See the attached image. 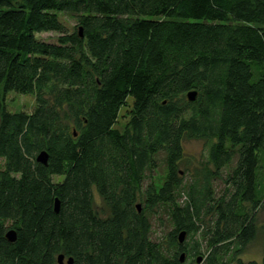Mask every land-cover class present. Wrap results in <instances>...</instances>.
I'll return each instance as SVG.
<instances>
[{
	"label": "trees",
	"instance_id": "16d2710c",
	"mask_svg": "<svg viewBox=\"0 0 264 264\" xmlns=\"http://www.w3.org/2000/svg\"><path fill=\"white\" fill-rule=\"evenodd\" d=\"M261 209L264 0H0V264H256Z\"/></svg>",
	"mask_w": 264,
	"mask_h": 264
},
{
	"label": "rangeland",
	"instance_id": "374dc122",
	"mask_svg": "<svg viewBox=\"0 0 264 264\" xmlns=\"http://www.w3.org/2000/svg\"><path fill=\"white\" fill-rule=\"evenodd\" d=\"M67 31H72L76 24L73 16L64 14L60 16ZM58 33L55 32H41L36 34L40 39L47 41H55ZM5 105L9 111H26L32 110L34 105V98L30 94H19L10 92L6 95ZM133 108V101L128 98L127 105L121 107L116 122V127L122 129L130 118L131 110ZM183 148L185 159L191 162L192 166L198 164L205 154L204 142L201 139H190L183 141ZM93 208L98 213L104 215L108 212L109 208L102 198L93 190ZM201 257V255L199 254ZM240 259L247 263L254 261L256 264H264V210L261 209L257 212L256 216V236L254 240L246 247L240 254ZM202 258V257H201ZM197 264H203L201 259Z\"/></svg>",
	"mask_w": 264,
	"mask_h": 264
},
{
	"label": "water",
	"instance_id": "95a60500",
	"mask_svg": "<svg viewBox=\"0 0 264 264\" xmlns=\"http://www.w3.org/2000/svg\"><path fill=\"white\" fill-rule=\"evenodd\" d=\"M195 96H196V92L195 91H190V92L187 93V97L191 101L195 99ZM36 160L39 163L46 164L47 163V153L45 151H41L37 155ZM58 206H59V202H58L57 199H55V204H54L55 211H58ZM136 207L139 210L140 205L139 204H136ZM184 235H185L184 231H182V232L179 233V235H178L179 242H182V240L184 238ZM6 238L9 241L13 242L15 240V238H16L15 231L13 229L8 230V232L6 233ZM183 257H184V253H181L180 254V260L181 261L183 260ZM57 259H58V263L59 264H63L64 256L62 254L58 255V258ZM200 259H201V257H198L197 258V262L200 261ZM71 262H72V258H68L67 259V264H71Z\"/></svg>",
	"mask_w": 264,
	"mask_h": 264
}]
</instances>
